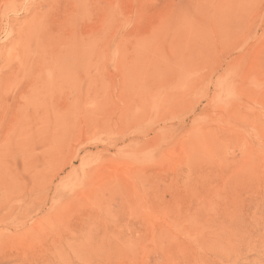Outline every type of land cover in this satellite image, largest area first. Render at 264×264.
Returning a JSON list of instances; mask_svg holds the SVG:
<instances>
[{"label": "rangeland", "instance_id": "obj_1", "mask_svg": "<svg viewBox=\"0 0 264 264\" xmlns=\"http://www.w3.org/2000/svg\"><path fill=\"white\" fill-rule=\"evenodd\" d=\"M0 264H264V0H0Z\"/></svg>", "mask_w": 264, "mask_h": 264}]
</instances>
